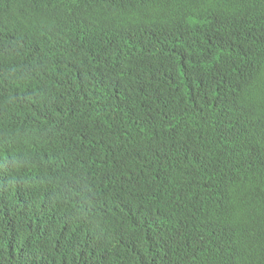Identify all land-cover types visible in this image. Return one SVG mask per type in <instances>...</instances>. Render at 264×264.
I'll return each instance as SVG.
<instances>
[{
	"label": "trees",
	"instance_id": "16d2710c",
	"mask_svg": "<svg viewBox=\"0 0 264 264\" xmlns=\"http://www.w3.org/2000/svg\"><path fill=\"white\" fill-rule=\"evenodd\" d=\"M160 1L0 0V264H264V0Z\"/></svg>",
	"mask_w": 264,
	"mask_h": 264
},
{
	"label": "clouds",
	"instance_id": "9594fccd",
	"mask_svg": "<svg viewBox=\"0 0 264 264\" xmlns=\"http://www.w3.org/2000/svg\"><path fill=\"white\" fill-rule=\"evenodd\" d=\"M10 12L15 14L16 11H14V9H13V10L10 9ZM4 50H8V51H10L12 54H14V51H13V45H8V46L0 47V52H2V51H4Z\"/></svg>",
	"mask_w": 264,
	"mask_h": 264
},
{
	"label": "bare ground",
	"instance_id": "6f19581e",
	"mask_svg": "<svg viewBox=\"0 0 264 264\" xmlns=\"http://www.w3.org/2000/svg\"><path fill=\"white\" fill-rule=\"evenodd\" d=\"M107 1H108V0H107ZM123 1H124V0H123ZM161 1H162V0H161ZM161 1H160V2H161ZM166 1H167V0H166ZM144 2H145V1H144ZM164 2H165V1H164ZM131 3H132V2H131ZM147 4H148V3H147ZM159 4H160V3H159ZM175 4H176V3H175ZM161 7H163V6H161ZM161 7H160V8H161ZM156 8H157V7H156ZM156 8H155V9H156ZM107 10H108V9H107ZM155 11L157 12V10H155ZM167 11H168V10H167ZM169 11H170V10H169ZM177 11H178V10H177ZM120 12H121V11H120ZM165 12H166V11H165ZM157 13H158V12H157ZM179 13H180V12H179ZM181 13H183V12H181ZM116 14H117V13H116ZM160 14H161V13H160ZM170 14H171V13H170ZM174 14H175V13H174ZM179 17H180V16H179ZM177 18H178V17H177ZM119 22H120V21H119ZM166 39H167V38H166ZM179 41H180V40H179Z\"/></svg>",
	"mask_w": 264,
	"mask_h": 264
}]
</instances>
